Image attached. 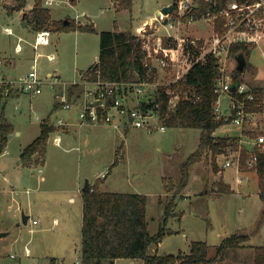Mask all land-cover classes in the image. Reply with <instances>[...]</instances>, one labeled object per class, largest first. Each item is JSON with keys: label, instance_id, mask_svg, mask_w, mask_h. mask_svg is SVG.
Returning a JSON list of instances; mask_svg holds the SVG:
<instances>
[{"label": "rangeland", "instance_id": "1", "mask_svg": "<svg viewBox=\"0 0 264 264\" xmlns=\"http://www.w3.org/2000/svg\"><path fill=\"white\" fill-rule=\"evenodd\" d=\"M174 1L134 0L131 10L118 11L112 0H77L75 3L52 0L50 9L55 21H82L84 25L93 24L96 31L52 28L51 44L36 49V32L27 21L30 14L23 18V13L12 7L16 0H0V74L6 80L16 82L14 89L10 88L12 95L3 94L0 98V120L4 116L14 126L8 138L7 155H2L4 151L0 153V187L3 190L0 198L4 202L2 206L0 204V235L7 233L0 236V264H51L52 260L55 264H80L83 204L79 189L84 187L86 179L91 184L96 183L104 172L110 173L106 179H100L103 191L148 195V229L152 235L163 222L165 205L176 197L175 213L168 221L169 230L174 232L167 234L159 245H153L159 254L189 253L193 241H206L211 246L210 256L214 255L215 247L223 239L243 232L239 229L252 219L249 227L252 225L255 229L257 217L258 232L247 243L264 245V202L255 192L260 186L257 167L242 168L246 174L241 175L244 183L238 186L236 180L240 175L236 166L224 167L226 157L223 154L213 157L209 146L196 152L201 142L202 130L199 128L165 127L162 131L160 122L152 124L155 125L152 130L97 125L93 131H79L77 127L76 131L62 134V146L55 144V137L60 134H51L46 164L36 161L42 160L40 157L34 158L31 166L22 163L21 151L40 134L43 119L48 114L53 121L57 117V109L51 108L50 85L45 83L41 95L21 90L20 80L33 65L36 64L39 77L47 82L54 80L49 77L50 72L59 75L62 81L79 80L76 70H86L98 61L102 31L131 30L137 34V27L147 24V31L153 33L150 23L143 22L156 17L158 10L162 11ZM31 5L29 2L28 7ZM23 21L27 22L25 27ZM211 26V23L195 22L187 26L185 34L209 36ZM18 43L22 46L21 52L16 50ZM247 61L245 70L239 75L241 80L251 86L264 85V44L252 48ZM234 64L236 68V59ZM220 101L223 115L228 116L230 96L223 94ZM258 119L262 122L261 129H255L252 124L240 127L230 120L214 131V136L235 138L229 145L234 151L242 148L243 152L262 153L264 146L255 143L264 134V113L258 115ZM192 154H196L195 161L189 166L187 180H184L181 167ZM215 159L224 168L225 180L239 188L240 196L229 193L214 197L221 175L214 170ZM13 188L19 193L12 196ZM27 189L33 191L30 200L24 193ZM184 194L188 196L184 197ZM8 204L20 205L30 218L37 217L40 223L21 224V210L19 214L16 209H9ZM28 249L29 255L26 254ZM227 257L230 264L237 258L243 264H254L250 253L242 254L240 258L230 253ZM117 264L139 262L123 258Z\"/></svg>", "mask_w": 264, "mask_h": 264}, {"label": "trees", "instance_id": "2", "mask_svg": "<svg viewBox=\"0 0 264 264\" xmlns=\"http://www.w3.org/2000/svg\"><path fill=\"white\" fill-rule=\"evenodd\" d=\"M15 9L25 8L30 0H16ZM34 6L30 10L28 25H31L37 33L43 29L68 30L74 28L79 31H96L93 24H77L71 19L68 23L52 20L51 9L45 5L46 0H34ZM77 0H71L75 3ZM177 0L174 1V3ZM223 3L227 0H217ZM244 1V0H239ZM118 11L131 10L134 0H112ZM198 17H201L206 8L211 3L206 0H198ZM28 15V14H27ZM233 53H239L249 60L251 48L245 44H235L232 46ZM148 67L146 66L145 53L143 51L142 40L131 30H109L100 33V53L98 61L89 69L92 79L104 81H124L130 82L137 77L147 78ZM155 73V71H154ZM138 74V75H137ZM240 72L236 70L234 81H239ZM155 74H152V77ZM219 77V66L217 59L209 55L205 63L193 66L187 74L186 79L178 85L181 98L178 104L171 108L169 105L170 96L164 88H160L155 102H151L149 107L159 104V116L166 127L177 128H199L202 130L201 142L198 150L200 152L209 146L216 156L222 154L225 148L235 141L232 137H215L214 131L220 126L229 122L225 119H217L214 102L218 99L215 93V84ZM79 88L78 85L69 87V97ZM193 91L194 95L186 98V92ZM11 90L7 97L11 96ZM255 92H259L263 97L264 88L257 87ZM3 94L0 92V98ZM242 99L243 95H237ZM249 102V110H260ZM14 131V126L4 116L0 120V153L7 146L9 135ZM54 131L49 119L46 118L41 124L40 135L21 154L23 165L28 166L35 161L34 156L39 155L44 162L48 141ZM196 154H192L181 167L184 180L188 177V168L195 161ZM247 158V152H242V165ZM214 160V170L219 171V166ZM261 196L264 197V152L259 153V163L257 166ZM100 180L91 184L88 191H82L83 199V223L81 237V264H115L117 259H141L144 264H212L222 261L232 250L246 247L250 239L249 234L236 232L223 239L215 247V254L210 256V245L206 241H193L189 253L159 254L150 251L151 246L159 245L167 234L173 233L168 228V221L174 215L176 197L165 205V215L159 230L152 235L148 229V196L141 193H127L103 191L100 188ZM218 188L214 191L215 196L233 192L223 179L217 183ZM182 217V214H180ZM254 250V264H264V245L252 247ZM51 264H55L52 260Z\"/></svg>", "mask_w": 264, "mask_h": 264}, {"label": "built area", "instance_id": "3", "mask_svg": "<svg viewBox=\"0 0 264 264\" xmlns=\"http://www.w3.org/2000/svg\"><path fill=\"white\" fill-rule=\"evenodd\" d=\"M206 1L210 2L211 6L206 8L201 17L197 14L198 0H177L172 4L174 8L171 13L164 14L160 11L149 22L154 28L153 33L147 31L145 26L147 24L137 28L136 35L142 40L148 67L147 78L137 77L130 82L94 80L87 70L81 73L79 81L74 82L80 87L79 95L70 98L69 90L65 89L62 95H58L60 102L65 108H71L75 103H79L81 126L110 124L115 128L146 127L152 130L155 127L152 124L162 123L158 111L159 104L149 107L151 102L156 101L159 89H165L170 96L169 105L174 108L181 98V93L178 86L171 87L185 80L193 66L205 63L208 56L213 55L219 66V77L214 89L219 96L214 102L217 119H231L237 126L252 124L255 129H261L262 122L258 115L264 113V94L260 98L259 92H255V89L264 88V85L251 86L240 77L239 81H234L237 70L234 60H237L239 53H233L231 48L235 44H245L252 52V48L256 49L264 44V0H227L223 3L217 0ZM195 22L211 23V34L209 36L185 34L187 26ZM51 36L52 32L49 29L38 31L34 47L37 49L41 45H49ZM152 74L155 75L152 77ZM49 77L54 80L46 82L40 78L34 64L32 70L20 80L21 90L36 95L42 92L45 83L55 88L59 84L58 76L49 74ZM15 83L6 80L0 74L2 94L7 96L10 88L14 89ZM234 85L236 90L233 92ZM223 94H228L231 98V112L228 116L223 115L220 107V98ZM191 95H194L193 91L185 94L186 98H190ZM237 95H243V98L240 99ZM132 100L135 102L132 103ZM249 102H255L254 105L260 110H249ZM58 123L65 124L61 119ZM165 127L162 123L160 129L165 131ZM255 145L264 146V134L257 138ZM242 152V148L234 151L231 146H227L222 153L226 157L223 166L235 165L238 173L242 172V168H256L259 163V152L247 150L248 158L244 165ZM106 174L107 172L102 176L105 177ZM239 181H242V178ZM17 210L20 212V206ZM29 222L34 225L39 223L34 218H30Z\"/></svg>", "mask_w": 264, "mask_h": 264}, {"label": "crops", "instance_id": "4", "mask_svg": "<svg viewBox=\"0 0 264 264\" xmlns=\"http://www.w3.org/2000/svg\"><path fill=\"white\" fill-rule=\"evenodd\" d=\"M29 2H32V5L30 6V8L28 7V5L25 7V8H23V9H21V10H19L20 12H22L23 13V18H25V16L27 15V13H30V10L33 8V6H34V3H35V1L34 0H30ZM52 0H46L45 1V5L46 6H48L49 8H50V6L52 5ZM29 4V3H28ZM15 9V8H14ZM28 9H30L29 11H28ZM161 10H158L157 11V14H159V12H160ZM51 16H52V13H51ZM155 17H152L151 18V20H145L144 22H143V24L144 23H149L150 21H152L153 19H154ZM52 20H54L53 19V17H52ZM78 22V21H77ZM83 24L82 23V21H80V22H78L77 24ZM84 25V24H83ZM85 25H88V24H85ZM140 26H142V25H139L138 27H140ZM137 27V28H138ZM137 30V29H136ZM122 31V30H121ZM52 32V31H51ZM35 34H37V33H35ZM36 36V35H35ZM21 39V38H20ZM51 44V43H50ZM16 50H17V52H21L22 51V46H21V44L20 43H18L17 44V46H16ZM93 65V64H92ZM91 65V66H92ZM91 66H89L86 70L85 69H78V70H76V71H78V74H79V80H80V78H81V73H84V72H86ZM159 73H161V71H158ZM49 74H52L51 72L49 73ZM48 74V75H49ZM67 77H69V75L70 74H65ZM58 76V78H59V75H57ZM79 80H75V81H73V82H69V81H62V80H60V78H59V84H57L56 86H55V88H52L51 86H50V89H51V93H50V96H52V99H53V102H52V104H51V108H52V106H54L55 107V109H57V111L55 112L56 113V115H57V117H56V119H55V121H53L52 119H51V117H50V115L48 114V116H47V118L49 119V124L50 125H52L53 126V128H54V131L51 133V134H53V133H56V132H58V134H60V135H58L57 137H55V144L57 145V146H62V144H63V137H62V134H68V133H70L71 131H73V129H74V131H76L77 130V127H79L80 128V130L79 131H87V130H91V131H93L94 130V126H97V125H92V126H81V124H80V120H79V103L77 102V103H75V105L73 106V107H71V108H65L64 107V105H63V103L62 102H60V100H59V98H58V95H62L63 94V91L65 90V89H67V90H69V87L70 86H72V85H75L74 84V82H77V81H79ZM47 82V81H46ZM45 85V84H44ZM43 85V86H44ZM47 85H50L49 83H47ZM53 90V91H52ZM79 91H80V87L77 89V91L72 95L73 97L74 96H78L79 95ZM16 93H18L17 91H16ZM27 93V92H26ZM43 93V90H42V92L40 93V94H36V95H41ZM49 93V92H48ZM33 95V94H32ZM47 95V94H46ZM49 96V95H48ZM46 97V98H48L49 99V97ZM132 103L133 102H135L134 100H132L131 101ZM50 113H51V111H50ZM46 119V117L43 119V121ZM63 120L64 121V123L65 124H59L58 123V121L59 120ZM58 120V121H57ZM42 121V122H43ZM42 124V123H41ZM99 125H103V126H105V127H112V128H115V127H113V125H110V124H99ZM121 128H124V130H128V129H130L129 127H123V126H120V128H115V129H121ZM40 133H41V128H40ZM40 135V134H39ZM38 135V136H39ZM37 136V137H38ZM51 136V135H50ZM36 137V138H37ZM35 138V139H36ZM34 139V140H35ZM33 140V141H34ZM32 141V142H33ZM32 142H30V143H32ZM29 143V144H30ZM28 144V145H29ZM27 145V146H28ZM26 146V147H27ZM6 149H7V146H6V148H5V150H4V152L2 153V155H7V152H6ZM24 150V149H23ZM23 150L21 151V154H22V152H23ZM47 153V152H46ZM117 154V153H116ZM34 158L35 159H37V158H39V155L38 154H36L35 156H34ZM34 159V160H35ZM44 163L46 164L47 163V156H45V160H44ZM29 166H31V164L29 165ZM218 166H219V164H218ZM105 173V172H104ZM104 173H102L101 175H100V178H98L99 180L100 179H106L107 177H108V174L110 173V172H107V174H106V176L105 177H103L102 175L104 174ZM218 174H221L220 175V179H223V181L226 183V184H228L229 186H230V188L232 189V191L233 192H231V193H236V194H238V196H240V192L238 191L239 190V188H236V184L238 185V186H241L243 183H244V181H243V179H244V175L246 174L245 173V171H242V172H240L239 173V175L240 176H238V179L236 180V184L234 183H231V182H229V181H226L225 180V177H224V168H221L220 166H219V171L217 172ZM238 173V172H237ZM241 175H243V176H241ZM165 178V177H164ZM240 178H242V181H239V179ZM163 182H164V179H163ZM217 183H218V181H217ZM91 184V183H90ZM187 187V186H186ZM83 188H80L79 190H80V193H81V198H82V190ZM37 190H38V188H36L35 189V191L37 192ZM215 190H216V187H215ZM3 190L1 189V187H0V192H2ZM34 191V192H35ZM255 192H257V194L259 195V197H260V199L264 202V197H262L261 196V191H260V186H258V189L257 190H255ZM10 193H11V195L13 196L14 194H18L19 193V191H17V190H15L14 188L10 191ZM24 193H26V195L28 196V200H30V195L33 193V191L32 190H30V189H27V190H25L24 191ZM135 193H140V192H135ZM141 194H143V193H141ZM229 193H224L223 195H219V196H216V197H222V196H225V195H228ZM207 195H208V193H207ZM148 196V195H147ZM188 196V194H184V197H187ZM6 202H7V200H6ZM11 202H12V200H11ZM2 203V204H1ZM3 201H2V199L0 198V204H1V206L3 205ZM148 203H149V197H148ZM148 203H147V210H148ZM82 204H83V199H82ZM10 204H8V206H9ZM20 205H17L16 207H13V204L11 205V206H9V209H12V208H14V209H16L17 210V208L19 207ZM20 208H21V213H23L24 211V209H22V207L20 206ZM17 213H19L20 214V212L18 211ZM83 214V213H82ZM180 214H182V213H180ZM258 218V219H257ZM255 220H254V225H255V229H252V225L249 227V225L250 224H252L253 223V219L248 223V224H246V225H244V226H242V229H239V230H243V232L244 233H247V234H249V236H250V238H253L254 237V235L258 232V231H256L257 229H258V226H257V224H258V220H259V217H257ZM29 219H30V217H29ZM34 219H37L38 221H39V223H40V219H38L37 217H34ZM56 220V219H55ZM21 221H22V219H21ZM29 222V221H28ZM38 223V224H39ZM82 223H83V217H82ZM22 224V223H21ZM21 224H19V225H21ZM37 224V225H38ZM170 230H172V229H170ZM173 231V230H172ZM174 232V231H173ZM161 243V242H160ZM159 243V244H160ZM254 246H259V245H254V244H248V243H246V247H242V248H238L237 250H236V252H231V253H234V255H236V257H237V255H238V257L240 258L241 257V255L242 254H248V253H250V256H252V258L254 259V250H253V248L252 247H254ZM157 250L158 249H154V246L152 247V248H150V251L152 252V253H157ZM28 251H30L29 249H28ZM28 251L26 252V254L27 255H29V253H28ZM230 254V253H229ZM240 255V256H239ZM212 256V255H211ZM119 259H117L116 261H115V264H117V261H118ZM130 260H132L133 262H135V261H137V262H139V264H144V260H141V259H130ZM231 262L230 261H228V257H226V258H224L222 261H216V262H214V263H212V264H230ZM233 264H243V262H242V260H238V258H237V260L233 263Z\"/></svg>", "mask_w": 264, "mask_h": 264}, {"label": "water", "instance_id": "5", "mask_svg": "<svg viewBox=\"0 0 264 264\" xmlns=\"http://www.w3.org/2000/svg\"><path fill=\"white\" fill-rule=\"evenodd\" d=\"M173 8H174L173 5L166 6V7H164V8L162 9V12H163L164 14L171 13L172 10H173ZM64 22H65V23H68V20H65ZM26 25H27V22H26V21H23L22 26L25 27ZM237 62H238L237 70H238L239 72H243V71L245 70L247 64H248V61H247L246 57L243 56V55H239V56L237 57ZM235 90H236V86L234 85L233 88H232V91L234 92ZM90 186H91V184H90L89 179H86L85 185H84V187H83L82 190H83V191H88V190L90 189ZM29 217H30L29 215H27L25 212H23V213H22V221H21V223H22V224H28ZM5 235H7V233H1L0 236H5Z\"/></svg>", "mask_w": 264, "mask_h": 264}]
</instances>
